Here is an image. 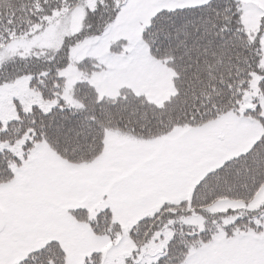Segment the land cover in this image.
I'll list each match as a JSON object with an SVG mask.
<instances>
[{"label":"snow or ice","instance_id":"1","mask_svg":"<svg viewBox=\"0 0 264 264\" xmlns=\"http://www.w3.org/2000/svg\"><path fill=\"white\" fill-rule=\"evenodd\" d=\"M0 264H264V0H0Z\"/></svg>","mask_w":264,"mask_h":264}]
</instances>
